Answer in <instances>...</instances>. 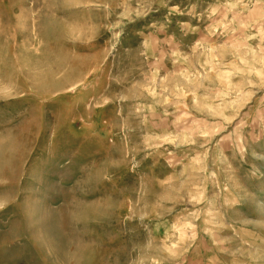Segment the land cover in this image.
Instances as JSON below:
<instances>
[{
	"label": "rangeland",
	"instance_id": "374dc122",
	"mask_svg": "<svg viewBox=\"0 0 264 264\" xmlns=\"http://www.w3.org/2000/svg\"><path fill=\"white\" fill-rule=\"evenodd\" d=\"M0 264H264V0H0Z\"/></svg>",
	"mask_w": 264,
	"mask_h": 264
}]
</instances>
